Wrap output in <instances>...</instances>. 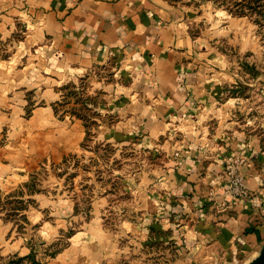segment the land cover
I'll return each mask as SVG.
<instances>
[{
  "label": "crops",
  "instance_id": "0c3cea01",
  "mask_svg": "<svg viewBox=\"0 0 264 264\" xmlns=\"http://www.w3.org/2000/svg\"><path fill=\"white\" fill-rule=\"evenodd\" d=\"M212 1L0 5V35L12 30L13 18L29 16L35 32L28 43L47 40L28 63L8 65L20 87L43 85V104L36 101L23 118L28 150L64 159L83 150L94 156L98 145L121 159L118 166L91 167L108 177L87 175L94 187L87 207L66 193L52 202L59 217L85 218L81 226L99 238L93 263L118 264L120 254L137 250L141 256L125 264H142L141 250L157 241L160 253L172 252L161 264H244L264 242V87L245 81L242 46L230 54L213 43L216 27L206 26L213 16L200 6ZM82 76L96 98L95 126L77 107L71 113L68 105L55 111L52 104L64 83ZM246 84L252 94H243ZM228 155L238 159L246 196L229 191ZM120 212L125 220L112 231L102 228L104 217Z\"/></svg>",
  "mask_w": 264,
  "mask_h": 264
},
{
  "label": "rangeland",
  "instance_id": "374dc122",
  "mask_svg": "<svg viewBox=\"0 0 264 264\" xmlns=\"http://www.w3.org/2000/svg\"><path fill=\"white\" fill-rule=\"evenodd\" d=\"M30 1L0 0V5H29ZM218 1V4L212 1L214 5H200L203 11L213 16L214 20L206 24L207 27H216L213 29L215 33L211 32L214 36L213 43L230 54H234L238 47L242 46L244 49L240 48L243 50L240 54H243V66L248 73L245 81H255L263 88L264 0H245L241 3H236L238 0ZM215 5H223L224 10ZM235 18H238L242 28H235ZM13 19L12 30L0 35V69L3 70L0 72V264H114L113 258L112 261L104 259L100 263H93L92 250L98 246L99 238L96 239L93 231L90 232L81 226L85 218H67L66 215H61L65 218L59 217L57 206L52 202L58 195L66 193L77 197L80 204L87 207L86 205L91 203L94 188L88 183L90 181H87V175L94 173L95 177L101 180L108 177L107 171L94 172L91 167L100 163L104 165L107 161L111 162V166H118L121 159L114 161L111 151L98 145L94 156L83 150L66 155L64 159L53 156L51 152L45 156L28 150L29 128L23 118L28 117L36 101L43 104L38 99L43 95V85L38 81L36 88L26 90L20 87L21 80L14 72L9 71L8 65L20 67L28 63L41 51L47 40L43 38L37 41L34 37L36 42L31 41L29 44L30 35L35 32L33 21L29 16ZM217 32L220 34H216ZM241 34L244 36L242 42L237 38ZM6 70L8 74L2 75ZM88 85V79L83 76L64 83L59 93L60 101L52 103L54 110L58 111L63 105H68L72 113L77 107V110L86 116L87 122L95 126L97 116L92 104H95L96 98L87 93ZM248 87L247 84L244 86L243 94L251 93L250 89L247 90ZM57 95L55 97H59ZM22 99H26V103L29 99L28 103L22 104ZM19 117L21 122L17 120ZM90 134L89 129L87 137H90ZM33 137L35 139V135ZM90 140L88 138L86 143H82L84 149L88 150L86 146L90 145ZM96 168L94 167V170ZM9 194H13V198ZM38 204L40 208L37 207ZM115 215L110 214L101 220L103 229L111 230L119 221L125 220L122 212L117 214L119 217ZM119 240V244L126 247L128 239ZM159 250L164 251L157 241L145 245L141 250L142 264H161V261L167 262V259L171 258L172 252L165 254ZM139 256L141 254L139 255L137 250L135 253L125 252L116 258V262L131 263L132 258Z\"/></svg>",
  "mask_w": 264,
  "mask_h": 264
},
{
  "label": "built area",
  "instance_id": "2783aa9c",
  "mask_svg": "<svg viewBox=\"0 0 264 264\" xmlns=\"http://www.w3.org/2000/svg\"><path fill=\"white\" fill-rule=\"evenodd\" d=\"M238 159L231 155L225 158L226 172L229 177V191L237 195L238 197L246 196L247 190L242 182V175L238 172L236 164Z\"/></svg>",
  "mask_w": 264,
  "mask_h": 264
},
{
  "label": "water",
  "instance_id": "95a60500",
  "mask_svg": "<svg viewBox=\"0 0 264 264\" xmlns=\"http://www.w3.org/2000/svg\"><path fill=\"white\" fill-rule=\"evenodd\" d=\"M244 264H264V242L260 246L257 254L246 261Z\"/></svg>",
  "mask_w": 264,
  "mask_h": 264
},
{
  "label": "trees",
  "instance_id": "16d2710c",
  "mask_svg": "<svg viewBox=\"0 0 264 264\" xmlns=\"http://www.w3.org/2000/svg\"><path fill=\"white\" fill-rule=\"evenodd\" d=\"M217 1V3H219V1L218 0H216ZM241 1H245V0H238L236 3H241ZM230 11V10H229ZM240 13H242V12H240ZM9 196H13V194H9ZM13 198V197H12ZM38 264V263H37Z\"/></svg>",
  "mask_w": 264,
  "mask_h": 264
}]
</instances>
